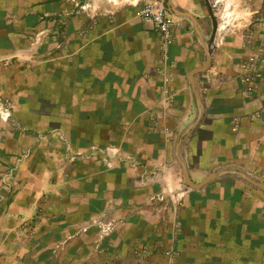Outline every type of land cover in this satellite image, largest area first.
Segmentation results:
<instances>
[{"label": "crops", "instance_id": "crops-1", "mask_svg": "<svg viewBox=\"0 0 264 264\" xmlns=\"http://www.w3.org/2000/svg\"><path fill=\"white\" fill-rule=\"evenodd\" d=\"M166 2L179 25L163 58L159 35L138 14L143 0H0V172L31 152L16 190L0 197V264H264L256 193H223L234 212L220 217L224 238L214 240L208 202L200 221L187 202L229 175L192 189L177 157L179 146L196 183L230 166L264 182V117H252L264 82L243 95L244 60L261 56L264 76V52L250 29L230 27L231 14L219 18L216 3L211 44L205 0ZM208 49L211 64L193 86ZM107 147L121 152L110 166L102 153L88 155ZM155 170L158 181L145 183Z\"/></svg>", "mask_w": 264, "mask_h": 264}, {"label": "built area", "instance_id": "built-area-1", "mask_svg": "<svg viewBox=\"0 0 264 264\" xmlns=\"http://www.w3.org/2000/svg\"><path fill=\"white\" fill-rule=\"evenodd\" d=\"M140 18L147 24H150L155 32L160 37V48L163 58H166L168 52L175 41V29L179 25L175 20L173 14L170 12L166 0H143L142 5L138 9ZM245 76L243 81L247 82L248 86L243 91L245 97H252L260 89V84L264 82V76L262 72L257 68V56H249L243 63ZM10 115L7 116L9 118ZM253 118L261 119L264 117V105L257 109L253 113ZM95 152L102 153L105 156L106 165L110 166L112 160L116 157H121V152L113 147H107L104 150L92 151L88 155H96ZM31 152L24 151L18 155L12 157L11 160L5 164L4 168L0 172V197L4 200V195H9L16 190L17 185V171L19 162L26 157L30 156ZM158 170L152 172L149 176H142L145 183L150 185L158 181ZM161 200L164 196L160 197ZM114 224H107L102 228L103 232L110 233L114 229ZM166 255L172 259L173 253L167 250ZM135 254L142 258V260H148L150 252L147 248H136ZM147 264H152L150 261H146Z\"/></svg>", "mask_w": 264, "mask_h": 264}, {"label": "rangeland", "instance_id": "rangeland-1", "mask_svg": "<svg viewBox=\"0 0 264 264\" xmlns=\"http://www.w3.org/2000/svg\"><path fill=\"white\" fill-rule=\"evenodd\" d=\"M210 2L216 3V9L217 11H219V18L223 17L226 13L231 14L232 18H234L236 21L235 24L230 25L231 28H240V30L242 31L250 29V33L252 35V46L256 47L257 50H261L264 52V0H210ZM216 18L218 19V17ZM254 33H256L257 35L253 39ZM246 57L248 58L249 55L247 54ZM260 60H263V58L261 56L258 57L257 55V61L261 62ZM23 152L24 151H20L19 153ZM8 160H11V158ZM226 168L235 169L236 167L230 166ZM226 168H216L215 171ZM252 177H254L260 182H263L261 180L262 174H259V176L255 175ZM240 186L244 187V189L247 191L251 190L252 192L256 193L257 197H259V199L264 203V191H262L258 187L247 183L238 175H229L222 177L221 179H218L216 181H212L211 184L207 185L204 191V198L202 197V192H200L196 193L199 195H194L193 198L188 199L187 203L190 205L192 211L194 212L193 221H195L198 217L200 221L199 214L203 213V199L208 202L205 207V214L209 216V221L213 222L214 229L212 227V239L219 240L221 239V237L224 238V236H221V234L218 232L217 224H221L224 221L222 220L223 218H220L222 217V215L227 216L228 213L230 214L231 212L232 217V213L234 212L232 210V204L228 207L229 211L226 210L227 207L224 206L223 202L219 200L220 197L223 195V193L226 194L225 192H228L231 188H236ZM219 208L222 209L221 212L219 211ZM245 209V213L248 214H252L255 211L253 207L245 206ZM223 211H226V213H222ZM248 214H245V216H247ZM242 216L244 215H241V217ZM251 219H254L253 214Z\"/></svg>", "mask_w": 264, "mask_h": 264}, {"label": "water", "instance_id": "water-1", "mask_svg": "<svg viewBox=\"0 0 264 264\" xmlns=\"http://www.w3.org/2000/svg\"><path fill=\"white\" fill-rule=\"evenodd\" d=\"M205 2L207 4L211 18L213 20V33H212L211 40H210V43L212 44V43H214L216 35L218 33V30H219V21L216 18V15H215V12L213 10V7H212L210 0H205ZM180 14H182L184 16H190L189 14H186V13H180ZM207 54H208V57H207V61H206L205 66L202 68L194 69L191 72V74L189 75L190 82L193 86L195 84L194 75L197 73L205 72L211 64L212 49H208ZM197 98H198V96H197ZM198 104H199V106H201L200 103H198ZM200 115H201V108H200ZM194 126H195V124L191 125L187 131L189 132ZM177 157H178L179 165L181 166V169H182V175H183L184 181L192 189L200 190L204 186H206L208 183H210L212 180L219 178V177H222V176H225V175H238L242 179H244L245 181L250 183L251 185L256 186L259 189L264 191V183L263 182L258 181L257 179H255L254 177H252L251 175H249L243 171H239L236 169H229V168L212 172L202 182L196 183L190 177L187 165H186L184 159L182 158V156L180 154V147L179 146L177 148Z\"/></svg>", "mask_w": 264, "mask_h": 264}]
</instances>
